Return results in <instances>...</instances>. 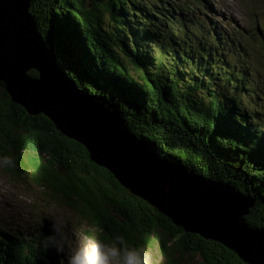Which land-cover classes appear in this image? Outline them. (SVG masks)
<instances>
[{"label":"trees","instance_id":"1","mask_svg":"<svg viewBox=\"0 0 264 264\" xmlns=\"http://www.w3.org/2000/svg\"><path fill=\"white\" fill-rule=\"evenodd\" d=\"M29 1L43 39L83 91L115 110L160 156L252 197L246 221L264 227V113L251 112L252 99L234 86L243 82L236 73L255 77L240 67L231 72V48L207 46L202 27L168 0ZM249 77L248 98L257 92ZM0 156L14 159V167L2 166L9 175L30 179L47 198L75 209L98 236L121 234L129 245L149 248L155 264L161 257L165 264H246L131 194L50 119L12 101L1 82ZM34 222L9 233L0 226V264L63 259L42 246L50 225Z\"/></svg>","mask_w":264,"mask_h":264},{"label":"water","instance_id":"2","mask_svg":"<svg viewBox=\"0 0 264 264\" xmlns=\"http://www.w3.org/2000/svg\"><path fill=\"white\" fill-rule=\"evenodd\" d=\"M29 5L0 0V82L12 101L50 119L92 162L184 232L225 246L246 264H264V227L245 218L254 199L160 156L115 110L83 91L43 39Z\"/></svg>","mask_w":264,"mask_h":264},{"label":"rangeland","instance_id":"3","mask_svg":"<svg viewBox=\"0 0 264 264\" xmlns=\"http://www.w3.org/2000/svg\"><path fill=\"white\" fill-rule=\"evenodd\" d=\"M176 1L172 0L171 2L176 3ZM183 1L188 2L189 0ZM210 1L216 11L217 18L220 17L216 26L223 27L228 35L237 33L240 41L245 43L244 48L247 52L245 60L249 70L255 80L260 81L262 85V89L259 91L261 99L254 100L252 98L248 109L251 112L264 113V0ZM203 4L208 5V0H205ZM239 87L241 94L243 91L242 82ZM45 191L44 188L39 187L28 178L18 179L9 175L0 166V226L9 233L19 228L26 229L27 226L35 223V219H44L50 225V213H70L76 220L77 226L82 225L83 228L76 238L77 243H82L89 237H98L96 229L75 209L64 204L58 198H47ZM56 255L58 254L54 253V259ZM61 255H63V259L57 263L66 264L67 252ZM161 264H165L162 257Z\"/></svg>","mask_w":264,"mask_h":264},{"label":"clouds","instance_id":"4","mask_svg":"<svg viewBox=\"0 0 264 264\" xmlns=\"http://www.w3.org/2000/svg\"><path fill=\"white\" fill-rule=\"evenodd\" d=\"M0 166L14 167L11 156H0ZM50 234L42 240L46 250L66 255V264H155L152 251L144 246L129 245L121 234L105 239L89 237L82 243L76 238L83 230L69 214L50 213Z\"/></svg>","mask_w":264,"mask_h":264}]
</instances>
